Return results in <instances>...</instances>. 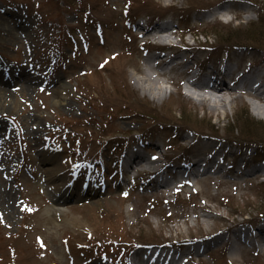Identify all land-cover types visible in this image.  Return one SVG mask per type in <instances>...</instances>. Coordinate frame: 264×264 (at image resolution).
<instances>
[{
  "label": "rangeland",
  "instance_id": "rangeland-1",
  "mask_svg": "<svg viewBox=\"0 0 264 264\" xmlns=\"http://www.w3.org/2000/svg\"><path fill=\"white\" fill-rule=\"evenodd\" d=\"M251 1L0 0V79L16 73L0 97V264H135V243L169 241L184 264H264V113L253 97L216 92L226 105L210 110L181 84L165 82L162 96L135 84L145 56L163 52L147 53L136 26L167 13L185 32L169 43L195 47L181 51L187 59L229 54L237 67L264 69V0ZM140 143L165 168L171 157L173 166L190 154L227 156L223 171L152 188L118 162ZM67 182L71 198L56 211ZM239 229L246 242L231 233ZM216 231L218 242L196 254L182 245Z\"/></svg>",
  "mask_w": 264,
  "mask_h": 264
},
{
  "label": "bare ground",
  "instance_id": "bare-ground-1",
  "mask_svg": "<svg viewBox=\"0 0 264 264\" xmlns=\"http://www.w3.org/2000/svg\"><path fill=\"white\" fill-rule=\"evenodd\" d=\"M204 6V5H203ZM227 8H220V10L216 11V12H213L211 14H209L211 16L210 19H214L215 21H220L221 17H223L224 13L227 12ZM137 30H138V33H136V35L139 37H147V36H151V37H155V35L161 31H167L169 33V29H171L170 27H160L158 24H155V25H151V26H147V27H144L142 24L138 23L137 26H136ZM167 33V34H168ZM168 37H170V35H167ZM166 36V37H167ZM158 38V37H157ZM161 42L165 43L166 42V38L165 37H161V39H159ZM143 43H147L149 44V41L144 39L142 41ZM156 43H154L155 45ZM149 46H151V44H149ZM153 59H156L158 60L159 63H164L166 62L167 60L169 59H176V63L178 66H181V65H185L188 60L183 59L181 58L178 54H171L170 56H165L162 55V54H158V55H148L144 58V62H145V66L143 68H140L138 69L137 73H136V77H135V84L136 86L145 91V92H148L149 94H160L162 96L163 91H162V86H163V83L165 82H169L170 84H181L182 82V76H186V71H180L179 72V75H177L176 77L173 76V75H167L166 72H164L163 70V67L160 66H156L154 64H152V61ZM221 59L220 56L218 57H211V60H213V62H219ZM216 73H221V66L218 65V67L215 68L214 70ZM252 74V66L248 65V66H243L240 70V72H238V75H241L242 79H247L249 78V75ZM13 80L16 79V77H12ZM164 78V79H162ZM219 79V78H218ZM12 80V79H11ZM190 78L187 77L185 81L189 82L190 83ZM13 81H7V82H4L2 80H0V97H5L7 96V92H6V86H10L12 84ZM259 82V83H258ZM256 83L255 80L253 79H249L248 81V85L246 88H243L242 90L244 92H249L247 93L249 96L253 97L254 99L258 100L259 102H261L262 104H264V88L259 92V91H256L252 88V85L256 83L259 84V85H263V80L260 79ZM196 89H197V95H196V98L198 99V101L202 104L203 101L207 100L209 101V109L210 110H217V109H224V106L226 105L225 104V99L222 97V96H219V95H215V94H212L210 91H208V87L205 86L204 84L200 83V82H196L194 84H192ZM182 87V85H181ZM62 90V89H61ZM223 90H229L228 88H220L219 90H215L217 92H222ZM233 91H236L237 89H232ZM216 93V92H215ZM190 96V93L187 94ZM63 100L62 99H55L54 102H62ZM254 105H255V110L257 113H260V106L258 104H256L255 101L252 102ZM139 146V145H138ZM138 146H134V150L132 151L131 155L128 156L125 158V168L127 166H131L132 164H134L135 166L138 164V163H143L145 162L146 164H149V165H152V161L153 160H149V158L147 159V157L145 156H142V154L139 153V151H137V147ZM44 155H48V154H44V153H41V156L43 157ZM51 155H48V156H44V158H49ZM154 165V163H153ZM195 165V162L194 164H192V166ZM131 168V167H130ZM191 171L194 170L193 169H190ZM256 172L260 171V169H256L255 170ZM192 175H194V173H191ZM48 175V174H47ZM196 175V173H195ZM1 191V190H0ZM9 192H4V193H1V195L3 196V198L5 197V202L8 203V200H7V196H9ZM58 208L56 211H60L61 209V206L63 203H60V201L57 199V200H54L53 202ZM7 210H11L12 208L10 207V204H5L4 206ZM13 207V206H12ZM259 232L261 233H264V228L261 230H259ZM234 233V232H233ZM237 233H235L236 235ZM262 242L264 244V234H262ZM138 264H141V263H138Z\"/></svg>",
  "mask_w": 264,
  "mask_h": 264
},
{
  "label": "trees",
  "instance_id": "trees-1",
  "mask_svg": "<svg viewBox=\"0 0 264 264\" xmlns=\"http://www.w3.org/2000/svg\"><path fill=\"white\" fill-rule=\"evenodd\" d=\"M130 108H131V105H130V103L129 104H127Z\"/></svg>",
  "mask_w": 264,
  "mask_h": 264
}]
</instances>
